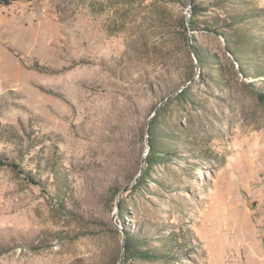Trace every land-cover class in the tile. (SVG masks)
I'll return each mask as SVG.
<instances>
[{"label":"rangeland","instance_id":"obj_1","mask_svg":"<svg viewBox=\"0 0 264 264\" xmlns=\"http://www.w3.org/2000/svg\"><path fill=\"white\" fill-rule=\"evenodd\" d=\"M188 3L0 0V264H264V0Z\"/></svg>","mask_w":264,"mask_h":264},{"label":"trees","instance_id":"obj_2","mask_svg":"<svg viewBox=\"0 0 264 264\" xmlns=\"http://www.w3.org/2000/svg\"><path fill=\"white\" fill-rule=\"evenodd\" d=\"M199 11H203V8L197 6V5H194L192 3V6H191V17H194L196 16ZM183 27H185V25L183 24ZM189 27L191 29L194 28V24H193V20L190 19L189 20ZM194 53H195V57H196V62L201 66L205 63V60H204V54H200L198 51L194 50ZM261 100H264V97L263 96H260L259 97ZM157 111H154V115L152 116V120L154 119V117L157 116ZM151 122L149 123V126L151 125ZM149 131L151 132V127L149 128ZM153 148L151 146V143H150V148H149V151H148V154L147 156L144 158L145 160V163L146 164H151L153 163V158L156 157V154L153 153ZM0 165H5L3 164L2 162H0ZM13 167H16V166H13ZM147 175V172L144 170L142 171V173L140 174V176L137 178L136 180V183L134 184V187L136 186H139L145 179ZM135 244V240L133 238H130V237H125L124 238V245H123V251L122 253L120 254L119 258H120V264H128L130 260L134 259V258H138V259H144V260H151V259H154L156 258L155 254L152 253V252H143L141 250H136L135 247H133L132 245ZM161 257V259H169L170 257V253L169 252H165L164 254L162 255H159ZM119 258L116 260V264L119 260Z\"/></svg>","mask_w":264,"mask_h":264},{"label":"water","instance_id":"obj_3","mask_svg":"<svg viewBox=\"0 0 264 264\" xmlns=\"http://www.w3.org/2000/svg\"><path fill=\"white\" fill-rule=\"evenodd\" d=\"M191 6H192V0H189L188 6H187V11H189V10L191 9ZM186 25H187V27L189 28V20H188V16L186 17ZM188 43H189V49L191 50L192 48H191V46H190V40H189V39H188ZM196 64H197V62H196ZM153 115H154V114H153ZM146 132H147V134H148V128L146 129ZM142 164H144V158H143V160H142ZM142 170H143V168L141 167L139 174H138V175L136 176V178L134 179V183H136V180H137V178L140 176V174L142 173ZM117 264H120V258H119Z\"/></svg>","mask_w":264,"mask_h":264}]
</instances>
